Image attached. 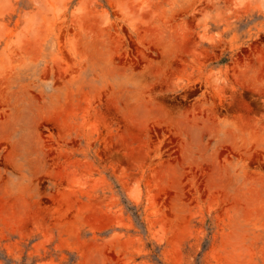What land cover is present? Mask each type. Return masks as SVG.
Instances as JSON below:
<instances>
[{"label": "rangeland", "instance_id": "374dc122", "mask_svg": "<svg viewBox=\"0 0 264 264\" xmlns=\"http://www.w3.org/2000/svg\"><path fill=\"white\" fill-rule=\"evenodd\" d=\"M0 264H264V0H0Z\"/></svg>", "mask_w": 264, "mask_h": 264}, {"label": "bare ground", "instance_id": "6f19581e", "mask_svg": "<svg viewBox=\"0 0 264 264\" xmlns=\"http://www.w3.org/2000/svg\"><path fill=\"white\" fill-rule=\"evenodd\" d=\"M7 127H8V126H4V131H5V133H6L8 136H10V135H11V127H12V126H9L8 130L6 129ZM9 131H10V133H9ZM19 145H21V144H19ZM11 162H12L15 166H18L19 168H22V166L19 165V164L17 163V161L15 160V158L12 159Z\"/></svg>", "mask_w": 264, "mask_h": 264}]
</instances>
